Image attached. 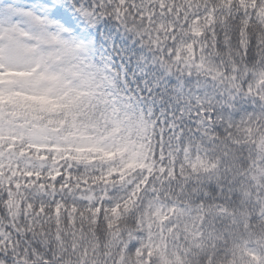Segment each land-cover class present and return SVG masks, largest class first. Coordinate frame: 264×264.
Returning <instances> with one entry per match:
<instances>
[{
    "label": "snow or ice",
    "instance_id": "6c2138e0",
    "mask_svg": "<svg viewBox=\"0 0 264 264\" xmlns=\"http://www.w3.org/2000/svg\"><path fill=\"white\" fill-rule=\"evenodd\" d=\"M112 19L256 109L187 144L120 118L88 59ZM0 264H264V0H0Z\"/></svg>",
    "mask_w": 264,
    "mask_h": 264
},
{
    "label": "trees",
    "instance_id": "16d2710c",
    "mask_svg": "<svg viewBox=\"0 0 264 264\" xmlns=\"http://www.w3.org/2000/svg\"><path fill=\"white\" fill-rule=\"evenodd\" d=\"M99 27L100 52L91 69L99 92L103 82H107L106 77L110 76L113 81L111 96L119 104L118 116L124 118L127 115L135 120L143 117L150 121L155 125L157 139L169 141L177 130H182L186 144L198 143L200 137L195 132L203 117H197V112L202 107L214 117L211 127L215 135L220 136L228 123L245 119L249 106H256L249 97L232 100L224 86L209 83L200 74L189 75L170 69L154 48L125 30L118 21L107 20ZM258 59L253 47L249 60L255 63ZM200 88L211 89L213 99H195L194 93Z\"/></svg>",
    "mask_w": 264,
    "mask_h": 264
},
{
    "label": "rangeland",
    "instance_id": "374dc122",
    "mask_svg": "<svg viewBox=\"0 0 264 264\" xmlns=\"http://www.w3.org/2000/svg\"><path fill=\"white\" fill-rule=\"evenodd\" d=\"M50 28H52L53 26H49ZM205 90V89H204ZM206 92H207V94H206V92H204L203 94L204 95H202L203 97H205V98H211V96L209 97V92H208V90H205ZM110 106H111V110L110 111H112V110H115L116 109V107H115V105L114 104H110ZM254 110V109H253ZM116 112H117V110H115ZM117 115H118V113H117ZM239 122V121H238Z\"/></svg>",
    "mask_w": 264,
    "mask_h": 264
}]
</instances>
